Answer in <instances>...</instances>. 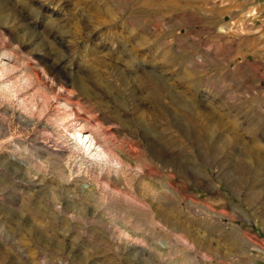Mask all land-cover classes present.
I'll list each match as a JSON object with an SVG mask.
<instances>
[{"label":"rangeland","instance_id":"374dc122","mask_svg":"<svg viewBox=\"0 0 264 264\" xmlns=\"http://www.w3.org/2000/svg\"><path fill=\"white\" fill-rule=\"evenodd\" d=\"M263 38L264 0H0V264H264Z\"/></svg>","mask_w":264,"mask_h":264},{"label":"bare ground","instance_id":"6f19581e","mask_svg":"<svg viewBox=\"0 0 264 264\" xmlns=\"http://www.w3.org/2000/svg\"><path fill=\"white\" fill-rule=\"evenodd\" d=\"M84 130H85L84 127H82L81 124H80V126L78 125V128H77V130L75 132L77 134H79V136L81 137V141H83L81 144H83V147L84 148L83 147L82 148L85 149L87 151V153L94 160H113V161L116 160V158H114V156L111 153H108L105 150V147H103L100 144L99 140L97 138H95L94 135H92L91 133L90 134L89 133L87 134L86 131H84ZM82 138L84 140H82ZM79 141H80V139H79Z\"/></svg>","mask_w":264,"mask_h":264},{"label":"built area","instance_id":"2783aa9c","mask_svg":"<svg viewBox=\"0 0 264 264\" xmlns=\"http://www.w3.org/2000/svg\"><path fill=\"white\" fill-rule=\"evenodd\" d=\"M262 49H263V56H264V38L262 40Z\"/></svg>","mask_w":264,"mask_h":264}]
</instances>
